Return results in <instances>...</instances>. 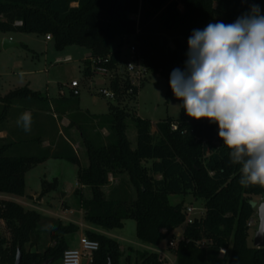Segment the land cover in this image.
<instances>
[{
  "label": "trees",
  "instance_id": "16d2710c",
  "mask_svg": "<svg viewBox=\"0 0 264 264\" xmlns=\"http://www.w3.org/2000/svg\"><path fill=\"white\" fill-rule=\"evenodd\" d=\"M180 3L184 10H180ZM252 3L259 4L264 13V0H0V33L50 35L58 49L79 45L91 56L110 57L107 67L116 74L110 88L117 96L108 116L114 139L100 146L82 133L87 168L60 134L47 96L21 88L1 97L0 132L8 134L0 138V193L23 197L25 176L33 166L52 158L71 161L78 165L79 184L88 186L92 194L90 199L81 198L84 219L107 231L134 219L138 239L150 248L160 246L185 222L183 203L172 204L170 196L192 193L205 201L206 210L184 227L183 238L174 249L177 264H264V248H256L248 240V222L257 211L251 197L264 194V187L239 183L240 166L231 163L216 124L187 120L182 108L177 129H173L172 119H166L158 122L153 132L150 120L133 114L131 105L137 92L128 93L130 83L121 66L122 54L112 47L117 38L137 36L149 70L165 75L172 91L170 75L174 69L184 70L193 30H202L209 23H232L247 13ZM162 34L173 38L174 48L161 43ZM84 65L89 77L87 58ZM26 111H30L32 122L35 117L41 119L38 132L31 136L21 125L11 132L7 126L15 114ZM128 118L133 119L137 131L136 148L127 135ZM46 140L50 142L47 148L43 147ZM122 172L137 188L132 202L108 199L102 190L109 175ZM0 220L17 224L10 246L5 247L6 240L0 237V264H15L18 248L22 264L49 259L56 264L69 248L65 236L79 230L76 224L60 223L51 230L54 244L44 252L32 253L39 212L14 200L0 199ZM86 233L99 242L92 264H108L109 260L121 264L123 251L117 240L93 231ZM201 240L207 241L205 247L197 245ZM222 248L228 249L225 257L220 256ZM137 259L139 264H167L159 252L147 249L137 251Z\"/></svg>",
  "mask_w": 264,
  "mask_h": 264
},
{
  "label": "rangeland",
  "instance_id": "374dc122",
  "mask_svg": "<svg viewBox=\"0 0 264 264\" xmlns=\"http://www.w3.org/2000/svg\"><path fill=\"white\" fill-rule=\"evenodd\" d=\"M179 8L184 10L181 3ZM0 36L2 42L9 38L18 44V46L8 49H4L1 45L0 96H6L16 89L28 88L42 96L50 97L54 103L51 113L56 115L61 132L73 144L81 161L85 159L86 154L83 135L100 146L107 145L114 139L110 134L108 116L111 105L116 104V102L100 93L103 88L111 89L110 82L116 76L114 72L108 76L98 74L92 77L86 76L84 60L89 51L79 45L58 49L54 40H47L46 35L39 33L11 31L2 32ZM160 37L162 44L166 43L167 47L174 48L173 38L165 34ZM136 42L137 36H126L125 39L121 37L114 40L112 47L120 49L122 44L123 47H130ZM120 52L122 54L121 66L125 68L131 53L129 49L120 50ZM125 76L128 77L127 74ZM72 81L80 83V95L78 97L71 93ZM181 104L182 101L177 100L173 92L169 91L167 77L149 71L136 95V102L131 105L133 106L131 111L136 116L150 120L155 124V127L158 122L166 119H172L173 123L178 125L182 110ZM87 112L101 117L96 126L85 114ZM186 118L193 120L189 116ZM40 120L35 117L31 123L33 133L38 132ZM201 120L204 123L207 122L206 119ZM72 122L74 126H72ZM127 123V135L132 148H135L137 145L135 124L132 118H128ZM49 126L51 127L50 124ZM103 128H105V134L102 132ZM153 131L155 132V128ZM93 133L96 135L95 139L91 136ZM78 171L77 164L65 159L52 158L36 164L28 170L25 176V195L23 197L0 193V199L14 200L26 209L39 212L40 220L32 233V242L35 243L34 248L37 249V252H44L50 245L54 244L51 236L53 228L60 223L64 225L73 223L79 226V230L65 236L69 247H78L81 235L87 234V231H93L113 238L120 243L123 251L121 264H139L137 251L145 249L151 251L158 249L167 253L169 258L175 259L174 248L170 247L169 243L172 239L178 243L183 236V226L175 230L173 236H168L160 246L151 247V249L138 239L134 219L126 220L122 227L110 231L87 222L84 219L85 212L81 207V198L90 199L92 194L88 186L79 184ZM210 175L213 173L210 172ZM102 190L108 199L132 202L137 198V188L131 182L129 175L124 172L109 175L108 183ZM251 199L257 210L252 217L254 222L251 225L248 224V240L253 245V239L259 225L258 207L264 201V194L252 196ZM170 202L172 204L182 202L184 208L194 207L196 216L202 215L206 210L205 201L192 193L171 195ZM14 225L17 224L0 220V237L6 240L5 247L12 243ZM29 247L27 246V249Z\"/></svg>",
  "mask_w": 264,
  "mask_h": 264
},
{
  "label": "clouds",
  "instance_id": "9594fccd",
  "mask_svg": "<svg viewBox=\"0 0 264 264\" xmlns=\"http://www.w3.org/2000/svg\"><path fill=\"white\" fill-rule=\"evenodd\" d=\"M247 2V0H244ZM183 71L170 87L186 115L218 126V137L240 166L243 187H264V13L257 3L234 22L209 23L188 39ZM31 114L17 124L31 131Z\"/></svg>",
  "mask_w": 264,
  "mask_h": 264
},
{
  "label": "built area",
  "instance_id": "2783aa9c",
  "mask_svg": "<svg viewBox=\"0 0 264 264\" xmlns=\"http://www.w3.org/2000/svg\"><path fill=\"white\" fill-rule=\"evenodd\" d=\"M17 25H20L21 22H17ZM47 40H51V36L47 35ZM125 39V37H124ZM130 50L131 56L130 59L126 62V66L124 68L126 74L128 75V80L130 83V87L128 89L129 94H136L138 93L143 81L146 79L148 73H149V67L146 63V61L143 59L138 43L132 44L130 47H122L120 48L121 51ZM87 59L90 62L91 65V75L89 77L94 76L95 74L101 75V76H108L110 73V69L107 67V64L110 61V57H95L88 55ZM71 93L73 96L78 97L80 95V83L77 81H72L70 85ZM100 93L105 96L106 98H110L111 100H116L117 96L116 93L112 89L103 88L101 89ZM173 129H177L178 125L175 123L172 124ZM184 213L186 215L185 222L183 224V227L193 224L195 222L196 216L195 215V208L188 206L184 208ZM254 222V219H250V222L248 223L251 225ZM162 233H167L166 229H161ZM183 238V236H182ZM181 238V239H182ZM180 239V240H181ZM179 240V241H180ZM178 241V242H179ZM177 244L175 240H170V247L176 248ZM197 245L201 247H205L207 245L206 240H201L197 242ZM99 249V242L96 240L91 239L89 236L81 235L79 240V246L76 248H68L65 252L61 260L56 264H92L94 253L98 251ZM152 249V248H151ZM154 249V248H153ZM155 251L159 252L163 259L167 261V264H177L176 263V256L175 259L169 258L168 254L158 250L154 249ZM228 253V249L222 248L220 250V256L225 257Z\"/></svg>",
  "mask_w": 264,
  "mask_h": 264
},
{
  "label": "water",
  "instance_id": "95a60500",
  "mask_svg": "<svg viewBox=\"0 0 264 264\" xmlns=\"http://www.w3.org/2000/svg\"><path fill=\"white\" fill-rule=\"evenodd\" d=\"M2 45L4 49H8L13 46H18L17 43H15L14 41H12V39L9 38L4 39ZM258 220H259V225L253 239V246L256 248H264V201L258 207ZM32 251H33L32 253H36L37 249L33 247ZM15 264H22L21 248H18ZM34 264H38V263H34ZM40 264H52V260L49 259ZM108 264H112L110 260Z\"/></svg>",
  "mask_w": 264,
  "mask_h": 264
},
{
  "label": "crops",
  "instance_id": "0c3cea01",
  "mask_svg": "<svg viewBox=\"0 0 264 264\" xmlns=\"http://www.w3.org/2000/svg\"><path fill=\"white\" fill-rule=\"evenodd\" d=\"M0 40H1V45H2V38H1V36H0ZM88 55H90V52H89V54ZM88 55H87V57H88ZM86 57V58H87ZM85 58V59H86ZM1 97H4V96H0V98ZM48 97V96H47ZM48 99L50 100V103H51V105L52 104H54L53 103V101L51 100V98L50 97H48ZM53 99V98H52ZM78 105V104H77ZM78 107V106H77ZM78 109H80V108H78ZM26 112H28V113H30V111H26ZM31 114V113H30ZM86 115H88L89 116V118L91 119V122H92V124H94L95 126H96V124H97V121H98V119H100L98 116H94V115H91V114H89L88 112L87 113H85ZM22 114H19V112H17L16 114H15V117L12 119V122H11V124H8V129L11 131V132H16V129L18 128V124H17V120H18V118L21 116ZM54 118H55V120H56V122H57V124H58V127H59V130H60V134L61 135H63V133L61 132V129H60V125H59V123H58V121H57V117H56V115L54 114ZM155 128V131H156V127H155V124L153 123V128H152V131H153V129ZM102 132L105 134V128H103L102 129ZM154 132V131H153ZM30 134H32L33 133V131H30L29 132ZM7 134H8V131H1L0 132V138H4V137H6L7 136ZM32 135H35V133H33ZM64 136V135H63ZM91 136L95 139V137H96V135H94V133L93 134H91ZM65 137V136H64ZM66 138V137H65ZM69 142H70V140L68 139V138H66ZM70 144H71V142H70ZM72 146H73V144H71ZM50 146V142L48 141V140H46V141H44V144H43V147H49ZM137 146V145H136ZM74 147V146H73ZM136 148V147H135ZM75 149V148H74ZM76 150V149H75ZM77 152V151H76ZM78 154V153H77ZM80 158V157H79ZM85 159H82V161H81V159H80V161H81V164L83 165V167H85V168H87L88 167V165H89V160H88V156H87V152H86V154H85V157H84ZM84 160V161H83ZM69 248H76V247H69Z\"/></svg>",
  "mask_w": 264,
  "mask_h": 264
}]
</instances>
